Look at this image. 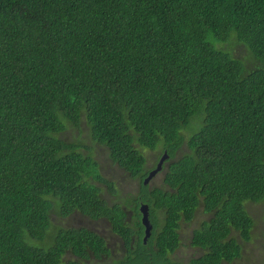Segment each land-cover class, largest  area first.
<instances>
[{"label":"trees","instance_id":"1","mask_svg":"<svg viewBox=\"0 0 264 264\" xmlns=\"http://www.w3.org/2000/svg\"><path fill=\"white\" fill-rule=\"evenodd\" d=\"M82 124L139 178L128 205L109 204L89 180L115 191L84 136H61ZM159 147L170 156L152 187L143 180L157 163L147 168L142 149ZM263 200L264 0H0V264L108 254L93 230L53 224L54 208L108 218L135 251L121 264H172L181 222L202 207L191 244L203 252L191 264L232 262L242 255L234 234L249 241L255 225L246 202Z\"/></svg>","mask_w":264,"mask_h":264},{"label":"rangeland","instance_id":"2","mask_svg":"<svg viewBox=\"0 0 264 264\" xmlns=\"http://www.w3.org/2000/svg\"><path fill=\"white\" fill-rule=\"evenodd\" d=\"M226 46L229 47L227 43ZM232 50L235 55H239L241 57L245 56L246 50L243 46L234 45ZM248 61V60H247ZM250 65V63H247ZM86 123V122H83ZM88 124H82L81 128L75 126H69L61 136L67 140L78 141V138L83 137V141L87 144H90L94 147V152L92 155L98 160L99 168L102 174L108 178L114 188L113 191L109 185L106 183L89 179L92 182H95L101 188L102 197L109 202V204H113L116 202L122 203V205H128L127 200L132 198L133 195H136L140 191V180L139 178L132 177L125 169H123L120 165L115 163L109 154V150L105 145L99 144L98 142H94L88 137L87 130L89 132ZM201 126V122L192 121V126L183 129V135L186 139L189 138L191 134L196 132ZM83 131H82V130ZM87 153V150L84 149ZM142 151L147 156V168H152L158 162L160 156L163 154V150L159 147L156 150L151 149H142ZM187 151V144L184 145L183 151H179L178 155ZM168 164V161L165 165ZM165 170H161L158 172L151 180L150 185L153 186H161L163 185ZM129 211L131 206L128 207ZM202 207L196 211L194 218L190 221H182L180 227V237L181 244L177 248V250L171 254V258L178 262V264H189L190 259L195 256H199L203 251L202 249H195V247L191 244V237L193 231L198 228L201 222L208 218L209 214L204 213ZM246 209L255 219V225L252 231V237L249 241H244L241 239L238 234H234L237 236L239 241L242 243V255L235 259L232 262H223L222 264H263L264 263V200L260 202L247 201ZM57 210L54 208L51 212L52 223H61L63 221L62 218L57 214ZM130 213V212H129ZM81 219V220H79ZM129 221H132L130 218ZM62 223H66L65 227H74V226H84L88 227L101 235H103L109 242V246L112 248V253L104 257H95L92 256L89 260L84 263L87 264H114L120 257H122L123 245L122 239L112 230L111 223L109 219L106 217L100 218H92L82 212L72 213L69 215ZM61 223V224H62ZM71 225V226H70ZM53 231V226L50 229V233ZM47 236L44 240V244L47 245L51 243V236ZM33 245H40L39 240L31 239L29 240ZM67 258H74V256L70 253L66 255ZM181 262V263H180Z\"/></svg>","mask_w":264,"mask_h":264},{"label":"flooded vegetation","instance_id":"3","mask_svg":"<svg viewBox=\"0 0 264 264\" xmlns=\"http://www.w3.org/2000/svg\"><path fill=\"white\" fill-rule=\"evenodd\" d=\"M166 163V162H165ZM165 166V165H164ZM139 209H140V207H139ZM140 211V213H141V215H140V218H139V221H140V223H141V225H143V223H142V216H143V214H142V212H141V210H139ZM130 212V213H129ZM73 213H79V210H75ZM128 220L131 218L132 219V217L130 216V215H132L133 214V210L132 211H129V209H128ZM71 215V214H70ZM130 216V217H129ZM68 216H66V217H63L62 219H63V221H64V219H66ZM150 218H151V215H150ZM79 220H81V219H79ZM62 221V222H63ZM152 221V220H151ZM61 222V223H62ZM109 222L111 223V221L109 220ZM130 223H132L133 222V220L132 221H129ZM60 223V224H61ZM153 223V222H152ZM66 223H62V225H65ZM71 226V225H70ZM111 226H112V230L122 239V245H123V251H122V257H120L118 260H121L122 259V261H120V264L121 263H123L124 261H123V259L125 258V256L126 255H128L129 253H133V252H135V251H133V252H129V249L127 248V246H126V242H125V240L123 239V237L118 233V232H116L115 231V229H114V227H113V224L111 223ZM72 227V226H71ZM74 227H77V228H79V227H84V226H74ZM143 229H142V231H143V235H142V239H143V243L144 244H148V242H149V240L151 239V236L148 238V240H144V235H145V226L143 225ZM84 228H88V227H84ZM140 228V227H139ZM153 228H154V224H153ZM88 229H90V228H88ZM90 230H92V229H90ZM153 230L154 229H152V232H153ZM94 231V230H93ZM94 232H96V231H94ZM96 233H98V232H96ZM99 235H101L100 233H98ZM152 235V234H151ZM103 238H104V240H105V243H106V246H107V248L109 249L108 250V254H106V255H103V256H101V257H104V256H107V255H109L110 253H112L113 251H112V248L109 246V242H108V240L103 236V235H101ZM181 238V237H180ZM138 241H139V235H133V242H136L137 244H138ZM193 245V244H192ZM134 246V244H132L131 245V247H133ZM194 247H195V249H200L198 246H195V245H193ZM177 250V249H176ZM175 250V251H176ZM175 251H173L172 253H170V259H171V261H172V264H178V262H175L172 258H171V254H173ZM69 252H67L66 254H68ZM92 256H94L93 255V253H92V255H91V257ZM134 256V255H133ZM90 257V258H91ZM100 257V258H101ZM195 257H197V256H195ZM89 258V259H90ZM193 258V257H192ZM89 259H83V260H80L79 261V263L80 264H87V263H84L85 261H87V260H89ZM117 260V261H118ZM116 261V262H117ZM115 262V263H116ZM114 263V264H115ZM181 263V262H180ZM168 264V263H167ZM183 264V263H182ZM189 264H191V259H190V263Z\"/></svg>","mask_w":264,"mask_h":264},{"label":"water","instance_id":"4","mask_svg":"<svg viewBox=\"0 0 264 264\" xmlns=\"http://www.w3.org/2000/svg\"><path fill=\"white\" fill-rule=\"evenodd\" d=\"M170 154L168 153L167 150L163 152V154L160 156L157 165L152 168L149 171V174L144 178L143 183L145 185L149 184L152 180V178L161 170H163L165 162L169 159ZM140 210L143 214L142 216V223L145 226V235H144V240H148V238L152 234V229H153V223L150 218V206L147 202H142L140 204Z\"/></svg>","mask_w":264,"mask_h":264}]
</instances>
